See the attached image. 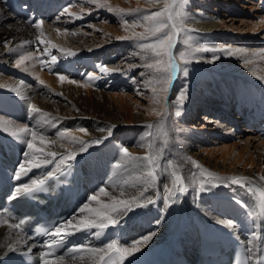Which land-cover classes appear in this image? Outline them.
Masks as SVG:
<instances>
[{
  "label": "bare ground",
  "instance_id": "bare-ground-1",
  "mask_svg": "<svg viewBox=\"0 0 264 264\" xmlns=\"http://www.w3.org/2000/svg\"><path fill=\"white\" fill-rule=\"evenodd\" d=\"M78 1L71 0L68 6L60 10L58 13H62L61 18L57 15L51 19L37 20L43 22L41 28L37 29L28 25L29 18L24 19L22 12L14 11L8 0H0V85H3L0 87V120L10 121L16 127H29L38 133L42 130L47 143L41 146L37 141V147H44L46 152L75 151L76 160L69 163L83 159L81 172L90 177L86 184L88 192H91L78 207V213L74 214L73 224L64 231H71L73 226H79L81 219L89 216L87 212H79L86 203L89 207L99 208L101 204L111 203L112 198L127 200L138 195V188L132 185L141 184L142 180L138 181L137 177L143 178L148 169L126 159L122 148H127L132 156L143 157L149 154L147 145L151 144L152 151L160 154L161 158L157 161L159 167L155 169L157 179L147 185L148 190L144 193L154 203H147L141 198L140 202L144 206L130 211L118 225L79 231L84 235L80 244L84 248L74 259L72 256L65 257L62 264H96L98 256L103 253H93L91 248H105L109 243L131 247L133 242L147 236L151 238L140 246L138 252L149 251L167 237L172 223V202L177 192L183 193L186 205L175 240L188 249L192 248L195 234L191 216L202 214L210 221L232 229L255 253L256 239H253V233L257 234L259 229L258 216L244 186L233 184L225 178H243L244 185L249 181H257L264 187V179H261L264 177V136L258 135L252 127L247 129L244 117L238 115L248 107H256L264 113V0H247L249 3L241 5L250 9L253 16L252 20H243L250 24V31L246 32L233 27L234 18L229 13L224 16L227 19H220L217 14L207 15V6L203 3L202 7L196 2L198 7L189 8L188 3L183 1L181 25L191 31L189 37L183 38V51L187 59L193 57L204 64L200 66L201 71L195 72L197 74L183 75L184 68L181 71L174 56L177 35L172 55L178 69L175 82L167 92L160 91L161 85L157 80L165 75L171 77V70L167 73L158 71L155 65V75L151 71V77L147 80V77H143L151 69L147 67L145 72H142L143 69L137 73L140 79L143 77L140 81L137 75L130 78L128 75L137 67L138 59L146 55L139 47L140 40L132 36L133 32L140 33L137 26L131 27L132 21L142 14L136 11L143 8L138 4L139 0H98L95 5L89 0H81L79 4ZM59 2L61 0L56 1ZM152 7L157 9L158 5ZM232 8L233 5L227 3L224 9ZM93 10L107 11L108 16L113 15L119 25L108 26L105 25L107 22L95 26L91 22L81 23L84 15ZM124 17L128 18L127 25ZM226 20L231 21L227 23ZM41 31L44 33L42 37ZM41 40L45 43H41ZM205 48L230 49L232 54L197 50ZM237 49H243L244 52L238 53ZM54 52L56 54H52ZM69 52L74 55L67 54ZM25 56L31 58L25 59L18 67L17 62ZM52 56L56 57L54 64ZM76 60L89 65L91 69L86 75L75 76L65 70ZM101 67L109 71L103 73ZM90 77L95 79L89 82ZM37 79L40 84L35 82ZM154 87L160 98L158 103L153 102ZM131 88L137 95H142L145 102L137 100L131 106L129 99L131 95H136L128 90ZM139 88L147 91L146 94L143 95ZM181 91L186 93V97L181 115L176 117L174 113L178 105L175 100ZM165 98L169 103H165ZM30 105H35L49 116L45 118L33 113ZM200 105L206 109L205 113L190 120L195 115L193 111ZM153 109L162 113L167 111V116L161 120ZM45 119L49 123L45 124ZM109 126H115L110 135L107 131ZM60 132L66 133V138H61ZM6 136L11 135L0 129L1 141H11ZM72 136L89 142L86 152L79 151L78 143H70ZM27 139H31L30 135ZM101 139L102 143L91 144V141ZM29 159L32 160L31 164L28 163ZM45 159V156L35 153L24 157L21 164L26 168L34 167L42 176L65 165L60 163L59 156L51 163H44ZM169 160L172 161L171 166L168 165ZM117 162L123 167L115 168ZM193 162L201 168H197ZM36 164L40 166H34ZM201 169L221 179H212ZM175 175L183 177V190L173 183ZM209 180L210 184L207 183ZM113 184L117 186L113 187ZM102 187L108 192L107 196L99 192ZM93 195L97 196L99 203L89 201ZM237 201L243 202L246 207ZM222 204L228 205L229 218L223 212L225 209L220 208ZM117 229L130 232L133 237L125 243H119ZM21 243L19 235L14 234L7 223L0 222V256L21 249ZM50 262L58 264L56 258Z\"/></svg>",
  "mask_w": 264,
  "mask_h": 264
},
{
  "label": "snow or ice",
  "instance_id": "snow-or-ice-1",
  "mask_svg": "<svg viewBox=\"0 0 264 264\" xmlns=\"http://www.w3.org/2000/svg\"><path fill=\"white\" fill-rule=\"evenodd\" d=\"M90 3H98V0H89ZM153 3H159L160 0H151ZM183 0H163V8L151 12L148 14H145L142 16L143 21H147L148 23L146 25H141L145 28L144 32L136 33L133 32L132 36L139 39L140 41H144L139 44V47L141 51L145 54H150L152 56H155L159 58L157 60V65L162 64L163 58L167 57V67L164 68V72H168L169 69L175 71L178 69V65L174 63V57L172 56V49L175 47L174 44V37H176L179 34V24L177 21L181 19V10L178 7L181 5ZM104 6V5H100ZM111 10V9H110ZM116 11H122L117 9ZM137 12H143V10H136ZM42 21L33 22V27L40 29ZM125 24L127 25L128 22L125 21ZM139 24V21L133 20L131 27H136ZM59 32V29H57ZM44 35L43 31L40 32V36L42 37ZM39 39V37H37ZM41 43H45V41L41 40ZM5 46H7V41H5ZM200 51H221L226 52L227 54L231 55L232 52L230 49H197ZM238 53H243V49H237ZM69 55H74V53H67ZM47 55V51H46ZM30 56L21 57V59L17 62V66L19 67L21 63L25 59H30ZM219 57H214V59H218ZM52 63L54 64L56 62V57H51ZM41 65L43 66L44 62L43 60L40 61ZM191 61L185 60L184 63H190ZM147 67L152 68L153 65L149 64ZM49 70L51 68L49 67ZM159 71L160 69L157 68ZM101 72L107 73L109 70L101 67ZM188 69L185 67L183 69V75L185 77L188 76ZM61 80L64 79V77H60ZM95 77H90L89 82H91ZM74 82V81H73ZM43 83V81H41ZM150 84L152 81L149 82ZM158 84L161 85L160 91H170L171 90V79L169 76L165 75L161 77L158 81ZM164 85H167L164 87ZM0 87H3V85H0ZM15 90V89H13ZM153 91V102L158 103L159 102V96L156 95V88L154 87L152 89ZM186 97V93L184 91H181L179 97L177 98V101L175 102L177 106L175 111V116L179 117L181 115V108L183 106L184 99ZM165 103H169L167 98H165ZM30 110L33 113L39 114L45 118L49 116L48 113L42 112L39 108H37L35 105H30ZM153 112L155 115L161 118V120L164 119V117L167 116V111L165 112H159L153 109ZM45 124L49 123L47 119L43 121ZM54 126V125H53ZM115 126H109L107 131L109 135L111 134V129ZM148 127H153V125H148ZM0 129H3L5 131H8L9 134L15 138V140L20 141L21 143L26 144V147L28 151L24 152V156L26 158L32 156L35 153H40L41 155L45 156L46 159L44 160V163H51L52 160H55L57 156L60 157V163L67 165L68 167H71V164H69V161H75L77 153L75 151L68 152V153H57L53 151H45L44 147H37V141L41 146L45 145L47 143L46 134L41 130L39 133L29 127H16L12 122L10 121H3L0 120ZM80 131L84 132L85 129H80ZM100 131H105V129H100ZM31 136V139H27L28 136ZM59 136L61 138H66V133L60 132ZM103 140H94L91 141V144H100ZM52 143H55L53 141ZM70 143L76 144L78 143L80 145L79 151L80 152H86L89 147V142L80 140L79 138L72 136L70 139ZM63 146V145H62ZM143 146V145H141ZM149 148V154L143 157L139 156H132L131 153L127 148H122V154L126 159H129L131 161L137 162L142 168H147L148 170L144 174V177H137L138 181L142 180L141 184H133L132 187L138 188V195L133 196L131 199H117L112 198L111 203L107 204H101L99 208H92L89 207V204H84L83 207L79 209L80 213L87 212L89 216L85 217L84 219H81L78 224L79 226H73L71 231H64L69 227V225L73 224V219L75 217H70L66 221H59L57 222L58 226H54L53 229H42L40 233L38 234H44V235H50L52 239L49 241H46L43 245L47 249L46 252L41 253V258L43 259L45 256H55V251L59 249L60 247H63L65 240L68 238V236H71L75 234V232L79 231H86L90 230L92 228L96 229H104L107 228L110 224L112 225H118L120 220L125 217L130 211L134 210L135 208L143 207L144 204L140 202L141 198H143L147 203H154V201L150 197H145L144 193L148 190L147 185L149 183H154L157 179V173L155 171L156 168L159 167V164L157 161L161 158L160 154L154 153L152 151V145H147ZM51 159H47V158ZM28 163L31 164L32 160L29 159ZM197 168H201V166L193 162ZM168 165H172V161H168ZM36 167H39V164L34 165ZM115 168L119 169L123 167L122 164L117 162L114 165ZM203 172H207L208 177H211L212 179H221L212 172L201 169ZM27 171H30V168H26L24 164H21L19 166V171L16 173V179H20L21 173H26ZM51 177H45L44 179L40 180H34L32 181L31 185H21L17 187L15 192L9 197L10 199L14 200L21 195H27L31 196L33 193L36 192H47L49 191L50 185L48 184V179ZM230 179V182L233 184H241L242 186H246L243 184V178H225ZM261 179H264V177H261ZM173 183L176 184L180 190H183V177L175 175ZM207 183H211V180L207 181ZM125 184L127 182L125 181ZM117 185L113 184V187H116ZM142 189V190H141ZM204 190L203 184L201 185V191ZM99 192L105 196L108 195V192L105 190V188H100ZM121 195H123V189H121ZM89 201H97L99 203L98 198L96 195H93L89 197ZM237 203H240L242 206H245L243 202L237 201ZM262 211H264V203H262ZM25 221L23 219L20 220L19 224L13 225V227H20L23 225ZM63 232V235H62ZM99 235V233H96ZM151 237L147 236L144 237L142 240L135 241L132 243L131 247H124L117 245L116 243H109L105 246V248H91L90 251L93 253H103L102 255L98 256V260L103 262V264H124V260L127 257H130L133 255V253L138 252L140 250V246L147 242ZM253 239H257L256 234L253 233ZM261 247H264V244L261 245ZM83 245L73 246L70 249H67L66 251L73 253L74 255L72 258H75V253H78L81 249H83ZM112 253H115L116 256H113ZM246 253H249L245 257V260L243 264H264V253L261 254L259 257H254L253 248L246 247ZM105 256H107V260H105ZM118 257V258H117ZM58 264H62L63 260L65 259L64 255H60L56 257ZM44 264H49V261L47 259H44Z\"/></svg>",
  "mask_w": 264,
  "mask_h": 264
},
{
  "label": "rangeland",
  "instance_id": "rangeland-1",
  "mask_svg": "<svg viewBox=\"0 0 264 264\" xmlns=\"http://www.w3.org/2000/svg\"><path fill=\"white\" fill-rule=\"evenodd\" d=\"M133 1H136V0H133ZM185 3H188V5H189V8L190 7H194V8H196V7H198L197 6V3L198 4H200L199 6L200 7H202V5H201V3H203L205 6H207V10H206V14L208 15V14H212V15H218L217 17L218 18H220V19H227V18H224V16H226L225 14L226 13H229V15L232 17V18H234L233 20H232V23L234 24V26L233 27H236V28H238L239 29V31H241V32H246V31H250L249 30V28H250V24L248 23V22H246V21H243V20H252V18H253V16H252V14L250 13V9H245V8H243L241 5H245V3H249V1H247V0H245V2L243 1V0H221L220 2H219V0H183ZM77 2V1H76ZM75 2V3H76ZM140 2H142V3H140ZM143 2H144V4H143ZM149 2H150V4H149ZM197 2V3H196ZM71 3V0H69V4ZM79 3H81V0H79L78 1V4ZM134 3H136V2H134ZM227 3H230V4H232L233 5V7L234 8H232L231 10H225L224 8H225V6L227 5ZM68 4V5H69ZM137 4V3H136ZM138 4H140V5H142L143 6V8L142 7H140L139 8V6L140 5H138V8L140 9V10H144L143 12H141L142 14H141V16H143V15H145V14H148V13H151V12H155V11H158V9H162V6H164L163 5V0H160V2L159 3H153V2H151V0H139L138 1ZM149 4V5H148ZM67 5V6H68ZM92 5H95L94 3L92 4ZM145 5V6H144ZM152 5L153 6H157L158 5V7H157V9H156V7H152ZM204 5H203V8H204ZM161 6V7H160ZM66 7V6H65ZM75 7V6H74ZM153 9V11H152V9ZM179 8H180V10L182 11L183 10V5L181 4V5H179L178 6ZM156 9V10H155ZM140 16V17H141ZM211 16V15H210ZM84 20L81 22V23H84V22H91L92 23V25L93 26H95V25H98L99 23H103V22H107V24H105V25H110V24H113V26H117V25H119V22L118 21H116L115 22V19H113V15H112V17H109L108 16V13H107V11H98V10H93L92 12H90V13H88V14H85L84 15ZM138 18L137 19V21H139V24L137 25V28H138V30L140 31V33L141 32H144L145 31V28L143 27V26H141V25H146V23H147V21H143L142 20V17L141 18ZM125 21H126V19H128V18H123ZM96 22H94V21ZM231 21V20H230ZM230 21H227L226 20V22L227 23H230ZM37 22V21H36ZM142 22H144L143 24H141ZM178 22V24H179V27H180V30H179V34H178V44L176 45V47H175V49H174V56H175V58L177 59L176 60V62H178L179 63V65H180V69H181V71H182V69L183 68H185V67H187V69L188 70H190L191 72H189V75H191L190 73H194V74H197V73H195V72H198V71H201V64L203 65L204 63L203 62H199V60H197V59H195V58H193L192 57V59L191 60H189V59H187L186 58V56H185V54H186V52L185 51H183L184 49H183V47H184V44H183V38L184 37H189V35H191V31L189 30V28H187L186 26H184V25H181L182 23V21H177ZM94 23V24H93ZM103 25V24H102ZM101 25V26H102ZM108 25V26H109ZM232 26V25H231ZM139 41V40H138ZM176 41V37H174V42ZM139 42H144V41H139ZM177 47H179L178 48V50H177ZM177 50V51H176ZM181 50V51H180ZM112 55V54H111ZM110 55V56H111ZM147 55L148 54H146L144 57H142L141 59L139 58L138 59V63H137V67L132 71V72H130L128 75H129V78L130 77H132V76H134V75H137L138 76V74L142 71V72H145V69L147 68V65L148 64H151V65H153V67H155V65H156V67L157 68H159L158 66H160V70L162 71H164V68H166L167 67V57H164V59H163V65L162 64H160V65H157V63H156V61H157V57H155V56H152V55H148V57H147ZM152 56V57H151ZM173 56V55H172ZM119 57V56H118ZM149 62V60H152V61H150L149 63L146 61V60ZM153 59H154V61H153ZM206 59H207V57H206ZM185 60H189V61H191L190 63H187V64H185L184 63V61ZM194 60H195V62H194ZM96 61H98V60H96ZM143 62V63H142ZM146 63H148V64H146ZM165 63V64H164ZM200 63V64H199ZM142 64V65H141ZM144 64V65H143ZM145 67V68H144ZM153 67L148 71L147 69V71L145 72L146 74L144 75L143 73V77L144 78H146L147 77V80L151 77V74H152V72H153ZM200 67V69H198ZM149 68V67H148ZM159 70V71H160ZM169 70H171V69H169ZM152 71V72H151ZM138 73V74H137ZM153 74L155 75V71L153 72ZM141 77H142V75H141ZM142 77V78H143ZM138 78H139V76H138ZM141 78V79H142ZM140 78H139V81L141 80ZM158 81V80H157ZM114 86V85H113ZM117 86H114V88H116ZM116 89H119V88H116ZM140 89V92L142 91L143 92V95L144 94H146V92L147 91H144V89L142 90V88H139ZM129 91H131V93H132V91H133V89L131 88V89H128ZM134 92V91H133ZM137 92H139V91H137ZM135 93V92H134ZM133 94V93H132ZM136 94V93H135ZM132 96V98H130L129 99V104L131 105V106H134V104L136 103V102H138L137 100H140L141 102H145V100H143L142 99V95H131ZM133 98H136V100H134ZM175 101H177V100H175ZM202 106L200 105V106H197V108L195 109V111H193V113L195 114V115H193V116H191L190 117V120L192 119V118H194V119H196L199 115H201L202 113H205V110L206 109H204V108H201ZM199 118V117H198ZM92 193H94V192H92ZM223 205V204H222ZM223 206H225V205H223ZM220 208H222V209H225V207H220ZM229 218V217H228Z\"/></svg>",
  "mask_w": 264,
  "mask_h": 264
}]
</instances>
